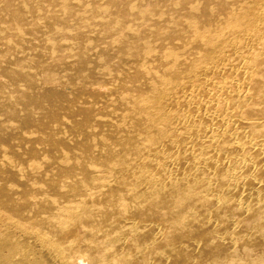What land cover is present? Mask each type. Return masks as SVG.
Here are the masks:
<instances>
[{
    "label": "bare ground",
    "instance_id": "obj_1",
    "mask_svg": "<svg viewBox=\"0 0 264 264\" xmlns=\"http://www.w3.org/2000/svg\"><path fill=\"white\" fill-rule=\"evenodd\" d=\"M0 264H264V0H0Z\"/></svg>",
    "mask_w": 264,
    "mask_h": 264
},
{
    "label": "rangeland",
    "instance_id": "obj_2",
    "mask_svg": "<svg viewBox=\"0 0 264 264\" xmlns=\"http://www.w3.org/2000/svg\"><path fill=\"white\" fill-rule=\"evenodd\" d=\"M0 49H3V48L0 47ZM2 80H3V78H2V76H0V83H2L4 81V80L3 81Z\"/></svg>",
    "mask_w": 264,
    "mask_h": 264
}]
</instances>
